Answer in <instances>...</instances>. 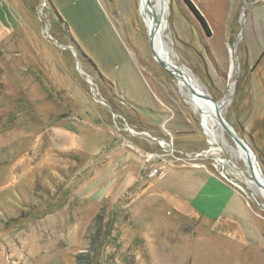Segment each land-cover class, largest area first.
<instances>
[{
	"label": "rangeland",
	"instance_id": "obj_1",
	"mask_svg": "<svg viewBox=\"0 0 264 264\" xmlns=\"http://www.w3.org/2000/svg\"><path fill=\"white\" fill-rule=\"evenodd\" d=\"M140 2L0 0V264H264V195L152 57ZM195 7L210 36L168 0L169 57L225 100L264 176V0ZM196 163L241 194L237 215L158 182Z\"/></svg>",
	"mask_w": 264,
	"mask_h": 264
},
{
	"label": "crops",
	"instance_id": "obj_2",
	"mask_svg": "<svg viewBox=\"0 0 264 264\" xmlns=\"http://www.w3.org/2000/svg\"><path fill=\"white\" fill-rule=\"evenodd\" d=\"M191 1L194 5L199 2V0ZM158 138L161 137L158 136ZM178 150L180 151V149ZM195 151H199V148ZM161 161L164 162V158ZM180 165L182 166L181 170L179 168L167 170L170 167L160 164L159 168L165 167L167 171L158 175V182H162L170 176L169 173L173 174L170 182L180 191L178 194L175 193L177 202L189 206L191 210H195L208 218H219L227 213L237 215L235 208L239 203L237 195L241 196L239 192L221 180L207 166H202L199 163Z\"/></svg>",
	"mask_w": 264,
	"mask_h": 264
},
{
	"label": "bare ground",
	"instance_id": "obj_3",
	"mask_svg": "<svg viewBox=\"0 0 264 264\" xmlns=\"http://www.w3.org/2000/svg\"><path fill=\"white\" fill-rule=\"evenodd\" d=\"M140 7L144 14V18H145V22H146V26L148 30V33H147L148 38L151 39V43H152V47L154 51L158 55L165 57L168 60V62L171 63L173 66H176L169 57V46L167 43V34L165 32L166 31V21H165L166 16L164 17V13L168 8V0H141ZM162 10H163V15H162L161 23L159 25L157 18L159 17L160 12ZM176 81H177L178 86L181 89L183 85L186 87V85L183 82H181L179 79H177ZM189 82L198 92H202L200 87H197L195 82L190 77H189ZM185 97H186V100L188 99L189 102L191 101L195 109L200 111L203 124L205 125L207 130L210 132V134L216 137L217 136L221 137L223 141L226 143V140L223 136V132L221 131L219 133L218 132L216 133V129L214 128L215 125L218 126V122L216 121L214 117L213 104L210 101L200 98L198 95H192L189 90H187ZM235 145L237 147L233 148V151L239 158H242L246 162V157H245L244 152L241 150V148L237 144ZM253 185L255 184L253 183ZM260 191L264 195V190L260 189Z\"/></svg>",
	"mask_w": 264,
	"mask_h": 264
},
{
	"label": "water",
	"instance_id": "obj_4",
	"mask_svg": "<svg viewBox=\"0 0 264 264\" xmlns=\"http://www.w3.org/2000/svg\"><path fill=\"white\" fill-rule=\"evenodd\" d=\"M162 15H163V10L160 12L159 17L157 18L159 25L162 20ZM148 40H149L150 52H151L152 57L154 58L156 63L172 79H175V80L179 79L181 82H183L186 85V87L188 88V90L191 92L192 95H198L200 98L210 101L213 104L214 117L216 121L218 122L219 127L244 152L245 157H246V166L249 171L250 178L253 180L257 188L264 190V176L257 165L258 161H257V157L254 151L243 138L239 137L236 134V132L227 123V121L222 115L221 110L223 108L225 100L219 102L218 100H216L215 98L211 97L210 95L206 93L198 92L189 82V77L187 76V72L185 71V69H179L176 66H173L171 63L168 62V60L165 57L158 55L152 47L151 39H148ZM225 158H227V156L224 153V159Z\"/></svg>",
	"mask_w": 264,
	"mask_h": 264
},
{
	"label": "trees",
	"instance_id": "obj_5",
	"mask_svg": "<svg viewBox=\"0 0 264 264\" xmlns=\"http://www.w3.org/2000/svg\"><path fill=\"white\" fill-rule=\"evenodd\" d=\"M187 7L189 8V10L192 12V14L194 15V17L198 20L200 26L202 27L204 33L207 36H210V28L206 22V20L204 19V17L201 15V13L197 10V8L195 7V5L192 3L191 0H183Z\"/></svg>",
	"mask_w": 264,
	"mask_h": 264
},
{
	"label": "flooded vegetation",
	"instance_id": "obj_6",
	"mask_svg": "<svg viewBox=\"0 0 264 264\" xmlns=\"http://www.w3.org/2000/svg\"><path fill=\"white\" fill-rule=\"evenodd\" d=\"M201 157H205V155L203 156V154L201 153Z\"/></svg>",
	"mask_w": 264,
	"mask_h": 264
},
{
	"label": "built area",
	"instance_id": "obj_7",
	"mask_svg": "<svg viewBox=\"0 0 264 264\" xmlns=\"http://www.w3.org/2000/svg\"><path fill=\"white\" fill-rule=\"evenodd\" d=\"M153 139H155V138L153 137Z\"/></svg>",
	"mask_w": 264,
	"mask_h": 264
}]
</instances>
